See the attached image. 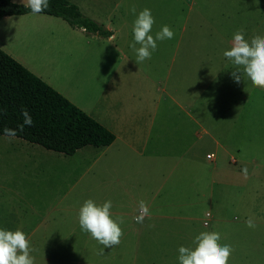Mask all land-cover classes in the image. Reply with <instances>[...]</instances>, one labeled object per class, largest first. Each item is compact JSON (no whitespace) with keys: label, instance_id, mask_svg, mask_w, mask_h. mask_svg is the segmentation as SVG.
Returning a JSON list of instances; mask_svg holds the SVG:
<instances>
[{"label":"rangeland","instance_id":"374dc122","mask_svg":"<svg viewBox=\"0 0 264 264\" xmlns=\"http://www.w3.org/2000/svg\"><path fill=\"white\" fill-rule=\"evenodd\" d=\"M159 1L174 36L157 41L150 59L136 63L133 36L96 71L54 69L64 93L94 115L108 83L129 96L111 145L66 155L0 134V228L23 230L34 264H180L179 247L194 248L204 231L233 246L228 264H264V88L247 76L237 84L223 55L242 27L246 39L264 35V0ZM87 199L112 201L113 218L124 219L119 245L81 229ZM140 200L151 213L143 224L134 220ZM223 200L237 202L205 225ZM192 206L201 222L168 218Z\"/></svg>","mask_w":264,"mask_h":264},{"label":"crops","instance_id":"0c3cea01","mask_svg":"<svg viewBox=\"0 0 264 264\" xmlns=\"http://www.w3.org/2000/svg\"><path fill=\"white\" fill-rule=\"evenodd\" d=\"M13 1L23 4H27L28 2L26 0ZM70 1L77 4L86 16L103 23L106 28L112 31V35L109 37H102L97 34H88L80 29L71 27L63 20L62 22L60 17L45 13L12 14L6 15L0 19V48L56 90L60 91L64 96L66 95L64 90L56 81V74L54 73L56 66L70 69V67L72 68V66L75 65L80 69L83 68V71L92 69L95 71L98 70L99 66L102 65L101 60H103V58L107 56L105 61H108L112 58V54L130 45L134 36L132 31L134 20L138 13L144 8L150 9L155 19L150 33L154 38L155 34L160 31L164 25L168 24L166 18L161 14V8H163V6L159 0H149L151 2L150 5H148V3H143L142 0ZM132 6H135L136 13L131 11ZM169 25L172 30L175 28L174 19L169 21ZM109 82H114V80ZM120 93L121 92L117 90V87L114 86L113 83H108V85L104 87L102 94L96 97V102L100 103L103 108H99L98 111L95 112V115L82 107L76 99L66 96L73 101V103L77 104L78 107L83 110L85 109L88 114L93 116L108 129L115 132L114 124L116 120L122 119L125 123L127 121V107L125 104L129 96L122 97ZM103 109L107 110L108 113L106 115L100 114V111ZM114 120L115 122L112 123ZM162 125L165 127V124ZM209 199H213V197L210 196ZM235 202L237 201L225 202L223 200L219 203V206L213 207L217 217L213 211L209 209L206 210L203 223L209 225L210 219L212 221H224V214L220 213V211L224 209V204L231 205ZM195 203L196 202H192V204ZM177 217L190 221L197 219L201 222L195 214L193 206L189 214H180L175 217L168 216L170 219Z\"/></svg>","mask_w":264,"mask_h":264},{"label":"clouds","instance_id":"9594fccd","mask_svg":"<svg viewBox=\"0 0 264 264\" xmlns=\"http://www.w3.org/2000/svg\"><path fill=\"white\" fill-rule=\"evenodd\" d=\"M32 13H42L49 6V0H28L24 5ZM131 11L136 13L135 6ZM155 19L151 10H141L133 23L135 43L130 47L136 52V63L150 59L152 52L157 48V41L171 39L174 32L170 26L164 25L160 31L151 35ZM136 44L140 47L137 48ZM223 55L233 62L236 69L231 75L239 84L247 76L256 87L264 88V35H255L250 40L245 38V29L242 27L233 35L229 50ZM242 69V71H241ZM245 82V81H244ZM23 123L17 129L4 128V135L9 139L14 138L18 131H23L24 126H32L33 119L27 110L22 111ZM245 177L248 175L247 167L243 168ZM112 201L108 200L97 204L93 199H87L79 210V225L82 230L91 234L103 247L119 245L123 231L120 225L124 223L123 217L113 218L111 212ZM151 213L144 200L138 204V214L134 217L137 223L143 224L145 217L150 218ZM249 228H255L252 218L246 221ZM221 234L218 231H204L199 233L193 243L195 247H179L180 264H228L234 251L230 244H221ZM34 249L30 247L29 239L21 228L7 230L0 228V264H34V257L30 255Z\"/></svg>","mask_w":264,"mask_h":264},{"label":"trees","instance_id":"16d2710c","mask_svg":"<svg viewBox=\"0 0 264 264\" xmlns=\"http://www.w3.org/2000/svg\"><path fill=\"white\" fill-rule=\"evenodd\" d=\"M24 5L0 0V19L32 13ZM42 13L60 17L88 34L112 35L70 0H49ZM23 110L30 113L33 125H25L16 136L59 153L73 155L86 146L110 145L116 138L105 125L0 48V134L4 135V128L17 129L23 123Z\"/></svg>","mask_w":264,"mask_h":264},{"label":"built area","instance_id":"2783aa9c","mask_svg":"<svg viewBox=\"0 0 264 264\" xmlns=\"http://www.w3.org/2000/svg\"><path fill=\"white\" fill-rule=\"evenodd\" d=\"M207 157L210 158V159H213L215 157V154L214 153H210V154L207 155Z\"/></svg>","mask_w":264,"mask_h":264}]
</instances>
